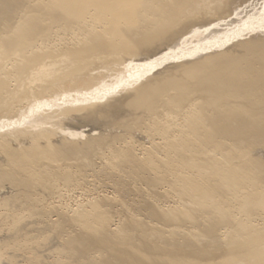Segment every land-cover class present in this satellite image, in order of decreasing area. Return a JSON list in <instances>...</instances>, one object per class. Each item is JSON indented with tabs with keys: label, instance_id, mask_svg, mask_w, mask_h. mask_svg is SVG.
Returning <instances> with one entry per match:
<instances>
[{
	"label": "bare ground",
	"instance_id": "6f19581e",
	"mask_svg": "<svg viewBox=\"0 0 264 264\" xmlns=\"http://www.w3.org/2000/svg\"><path fill=\"white\" fill-rule=\"evenodd\" d=\"M0 264H264V0H0Z\"/></svg>",
	"mask_w": 264,
	"mask_h": 264
}]
</instances>
